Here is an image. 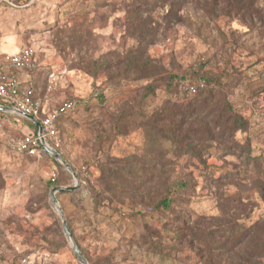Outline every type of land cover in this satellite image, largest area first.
Wrapping results in <instances>:
<instances>
[{"label":"rangeland","instance_id":"rangeland-1","mask_svg":"<svg viewBox=\"0 0 264 264\" xmlns=\"http://www.w3.org/2000/svg\"><path fill=\"white\" fill-rule=\"evenodd\" d=\"M175 2L0 0V46L35 52L26 79L45 109L75 103L57 125V153L70 170L48 154L14 150L23 125L0 132V264H81L52 189H71L55 199L87 264H205L206 246L175 243L186 228L198 231L197 244L219 237L229 264H264V193L256 185L264 183V25L208 16L204 0ZM170 7L177 12L167 16ZM256 7L264 13V0ZM126 56L140 63L128 74ZM197 73L211 80L213 104L196 111L199 102L171 94L169 77ZM223 101L247 122L245 132L225 134L227 113L214 124L210 108ZM118 114L127 118L116 122ZM246 141L263 173L246 163ZM144 172L150 183L139 185ZM179 179L188 185L173 187L170 210L153 208ZM237 235L242 242L231 241Z\"/></svg>","mask_w":264,"mask_h":264},{"label":"trees","instance_id":"trees-1","mask_svg":"<svg viewBox=\"0 0 264 264\" xmlns=\"http://www.w3.org/2000/svg\"><path fill=\"white\" fill-rule=\"evenodd\" d=\"M136 1L138 3L141 2L140 4L143 5V6L147 3V0H136ZM183 1L185 2V0H176L175 3L177 4V7L178 6L179 7L182 6ZM199 1H202V0H199ZM154 2L159 3V2H161V0H154ZM206 2L208 3V6H207L208 9L206 11V14L208 16H212V15H215V14L218 13L220 15H224L225 17H227L229 19H239V20H241L242 22H244L246 25H248L250 27L254 26L257 21L260 23L261 27L264 25L262 23L263 20H264V13L263 12L260 13V11L256 7V3L258 2V0H204L203 3L206 4ZM164 3L165 2L163 1V4ZM220 5H221L220 9H218L217 7L220 6ZM170 9H171V11H170V13H167V16L169 14L173 13V12H177L176 10H172L171 7H170ZM140 10L141 9H139L138 11H140ZM134 11H137V10H134ZM35 56L36 55H35V52H34V60H35V63H36ZM140 57H141V55H140ZM120 63L122 64L121 72L123 70L125 74H128V69L129 68L131 69L133 66L137 67V65L140 64L135 56H133V58H131V59H129L128 56L123 57L121 59ZM30 73H32V72H30ZM196 75L198 76V79H196V80L192 79L190 77H174V76H170L169 80L173 81V83L171 82V85L173 86V89H174V90H170V92H171V94H174V92L176 91L175 92L176 94H180L181 91H182L185 94V96L187 98H189V101L193 100V101L199 102L200 104L197 103V105L195 106L196 111L201 109V108L208 109V103H210L211 94L213 93V90L207 88L208 87V83H211V80L208 79L205 75H201L199 73H197ZM198 81H202L204 83V87L203 88H199L194 94H187L185 91L180 90L181 82L182 83H191V84L195 85ZM32 86H33V84H32ZM148 93L150 94L151 92L148 91ZM33 98L41 100L40 96L35 93V90H34ZM170 101L173 102L172 100H170ZM66 102H71L75 106V103L73 101H66ZM174 102H176V101H174ZM210 104L212 105L213 103H210ZM60 105H62V104H60ZM59 106H57L56 108H58ZM210 109L211 110L214 109V111H213L214 114H215V116H214V119H215L214 124L217 127H218V124L220 122V119H222L226 113L228 114L226 116V118H225L226 121H225V123L222 126L223 127V131L225 132V134H227L229 136H232V134H234L235 132H245L248 129L247 122L233 108V106L231 104L223 101L221 103V105H218V106L210 108ZM166 110H167V107H166ZM177 113L178 112L175 113L173 111L171 116H173L175 114H176L175 116H178ZM63 117H61V118H63ZM61 118L59 119V121L61 120ZM120 118L126 119L127 115L118 114L117 119H115V121L118 122ZM26 121L28 122V124L30 126H32V128H33L32 132L35 133L36 132V127L34 126V124L31 123L28 120H26ZM58 122H57V125H58ZM57 125H56V128L58 130ZM208 131L210 132V130H208ZM208 131L206 133H208ZM210 133H211L210 135H213L212 132H210ZM182 149H185L186 152H189V153L191 152L190 155H194L193 157H195V156L196 157H201V155H202L201 150L194 151V150H191L188 147H183ZM243 150H245L247 152L246 153L247 154L246 163L252 162V164L254 166V171L256 173H259V172L263 173V171L261 170V166H260L261 165V161H259V159H257L256 156H252L251 157L249 155L250 151H251V148L249 146V142L248 141H246V143H244ZM42 153L46 154L44 151H42ZM138 176H139L140 179L142 178V179L145 180V181H138L139 185H142V184H145V183H150V182L146 181L149 178L147 173L144 172L143 175L142 174H138ZM187 185L188 184L184 180L179 179L176 182H174V183H172V184H170L168 186H165L164 187L165 190H164L163 194L160 193V195H159L161 198L158 200L157 203H155V206L153 208H155L157 210H163V211L170 210L171 204L174 201V197H171L169 194H170L171 190L173 189V187L176 189V191H179V190H182V189L186 188ZM256 185H258V191L260 193H264V183L261 182V183H257ZM112 191H113V188L111 189V192ZM149 203H150V201L147 202V204H149ZM227 225H229V222H227ZM219 230L220 229H218V231ZM185 231H187V232L183 233V236H177L175 243H177L178 245H181V244H184L186 242L192 248H194L195 245H200V244L206 246V249H207L206 253L203 250L200 251L201 252L200 254L202 255V257H205L204 258V263L205 264H221V263L229 264L230 262H232L229 259L230 256H229V258H226L224 260L220 259V257H223V256H225L227 254L221 256V253H223L225 247H223V243L220 242L219 237H216L215 239H211L209 237V234H207L208 238H205V239L203 238V240H204V242L206 244H204L201 240L200 241L198 240L199 243L197 244L195 242V239L196 238H200L198 231L195 230V229H192V228L191 229L186 228ZM189 231H190V238L187 239V241L183 240L184 237L188 236ZM231 241H233L234 243H240V242H242V236H238L237 235L236 239L231 240ZM258 253H260V254L258 255L259 258L257 260V263L260 262V258L263 257V255H264V248L259 249ZM236 255L240 259L242 258V255L239 256V253H237ZM241 260L243 261V259H241ZM243 263L246 264L248 262L245 259L243 261Z\"/></svg>","mask_w":264,"mask_h":264},{"label":"built area","instance_id":"built-area-1","mask_svg":"<svg viewBox=\"0 0 264 264\" xmlns=\"http://www.w3.org/2000/svg\"><path fill=\"white\" fill-rule=\"evenodd\" d=\"M35 70L34 51L31 48H23L14 54H0V102L2 103L0 110L6 108L9 111L5 112L11 114L31 116L39 123L40 130L36 128L35 133H29L11 143L14 150L29 156L44 151L41 147L42 143L58 152L61 142L56 128L57 122L74 108L73 103L64 102L58 108L48 110L41 100L34 99L33 86L21 81L18 74L33 73ZM203 87L202 81H198L195 85L181 82L180 90L194 94ZM8 124V118H1L0 132H3L4 126ZM50 178L54 182L56 175L53 173Z\"/></svg>","mask_w":264,"mask_h":264},{"label":"water","instance_id":"water-1","mask_svg":"<svg viewBox=\"0 0 264 264\" xmlns=\"http://www.w3.org/2000/svg\"><path fill=\"white\" fill-rule=\"evenodd\" d=\"M2 110V109H1ZM4 111H9L8 109L4 108ZM23 117L31 120L34 125L36 126V128L38 130H40L39 128V123L37 120H35L34 118H32L31 116H26V115H22ZM42 149L44 150V152L46 154H48L55 162L59 163L61 166H64L67 170H70V168L64 164L61 160V156L59 153L51 150L49 147H47L44 143H42L41 145ZM71 174L74 178H76L75 174L71 171ZM73 189V188H72ZM71 189H52L50 191V201L52 203V205L54 206V208L57 210L59 216L61 217L62 219V225H63V230H64V234H65V237L66 239L68 240L76 258L81 262V264H87L85 259L83 258L82 254L80 253V251L78 250V248L74 245L73 241H72V237H71V234L70 232L68 231L67 227H66V223L64 221V218H63V213H62V210L58 207V204L56 202V199H55V193L56 192H60V193H63L65 191H69Z\"/></svg>","mask_w":264,"mask_h":264},{"label":"crops","instance_id":"crops-1","mask_svg":"<svg viewBox=\"0 0 264 264\" xmlns=\"http://www.w3.org/2000/svg\"><path fill=\"white\" fill-rule=\"evenodd\" d=\"M14 53H16V52H12V49H10L9 47L0 46V54H14ZM30 74H32V73L23 72V73H19L18 76H19L21 81L26 82V83H30L32 85L31 79H29V78L26 79V77H29ZM0 105H2L1 102H0ZM3 117L8 118V120H9V124L4 126V127L7 128V130L8 129L11 130L15 126H16L15 128L19 127L21 129L22 125H23V129L25 131L23 130L24 132H22V133H23L24 136L29 134V133H33L32 132L33 131L32 126H30L26 120L30 121L31 123H33V122L31 120L23 117L22 115L14 114V113L11 114L9 112H5L4 109H2V110H0V119L3 118Z\"/></svg>","mask_w":264,"mask_h":264}]
</instances>
